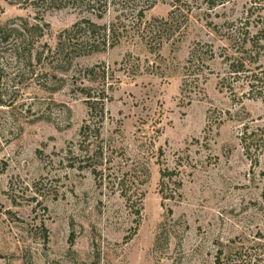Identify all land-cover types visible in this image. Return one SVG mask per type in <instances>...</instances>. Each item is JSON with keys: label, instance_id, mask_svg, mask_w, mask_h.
<instances>
[{"label": "rangeland", "instance_id": "1", "mask_svg": "<svg viewBox=\"0 0 264 264\" xmlns=\"http://www.w3.org/2000/svg\"><path fill=\"white\" fill-rule=\"evenodd\" d=\"M248 6L194 4L150 39L166 1L141 24L106 0H0V264H264V8L247 23Z\"/></svg>", "mask_w": 264, "mask_h": 264}, {"label": "trees", "instance_id": "2", "mask_svg": "<svg viewBox=\"0 0 264 264\" xmlns=\"http://www.w3.org/2000/svg\"><path fill=\"white\" fill-rule=\"evenodd\" d=\"M95 1L96 0H88V3L90 4ZM164 1H166L171 7L170 11L168 12L167 17L163 19H153L152 21L148 23L145 22L146 33L150 34V39H155L153 36H155L156 34H159L160 32H163L164 30L172 29L174 24H178V18L180 16H183V17L188 16V14L193 10L194 4L197 5L198 3V5L203 6L205 8L204 9L205 13L209 14L213 10H215L217 7H224L227 3L233 2L235 0H106V6H113L114 8H116V11L119 13L117 16L118 19H120L121 15L125 16L128 12H132L135 15V18L139 21V23L142 24L144 22L143 19L145 17V12L149 10L150 8H152L156 3L164 2ZM246 1L249 3V6L246 8V11H245L246 13L245 21H247L248 23L249 20H251L253 16L256 15L254 12L256 11V9L264 8V0H246ZM257 16H260L259 18L263 17V15L259 13L257 14ZM84 22L88 24V27L83 25L86 30H90V28L92 30V28L95 27L94 24L89 23L90 21L85 20ZM79 24L80 23H75L73 27L75 28ZM111 28L113 29V25ZM111 28L109 30H111ZM262 31H264L263 22L260 23V27H258V30L254 34L256 41H258L259 39L264 40V37H263L264 35H261ZM248 35L247 34L244 35L243 32H238L236 34L230 33L229 38H231V36H234L233 39L237 38V39H240V41L242 42H246L247 40H249ZM254 36L252 38H254ZM208 53H209L210 58L214 57L212 50H208ZM202 55L203 54L202 52H200L199 49H193L192 51H190L189 58H188V62L190 66H193V65L195 66L196 64H202L203 63ZM235 58H236L237 63H239L240 61V57H234L231 62L232 65L234 64ZM186 69H189V67H186ZM232 70L238 71L235 68H233ZM87 72L93 73V69L92 68L87 69ZM189 76L191 77L192 75L189 74L188 77ZM186 79H187V76H186ZM194 80L198 81V79H192L191 81H194ZM184 86L185 87L187 86V81L184 84ZM87 97L88 99L86 102L88 106V112L90 113L91 118H90V121H85L84 125H82L80 129V133L82 134L84 139L88 136V133L92 130L91 126L94 125L93 124L94 118H93V115L91 114L92 111L94 110V106H93V102L91 100L90 95H87ZM101 102L103 101L101 100ZM102 116H103V108L101 111V117ZM171 174H172L171 171H167V170L161 171V181H160L161 186L165 184V178L167 180L171 179ZM160 190L163 193V189H160ZM126 198L129 199V197H126ZM162 198H166V195H162Z\"/></svg>", "mask_w": 264, "mask_h": 264}]
</instances>
